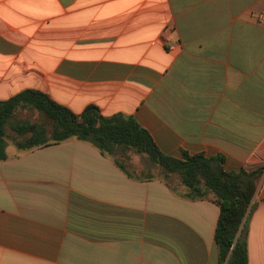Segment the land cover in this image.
I'll list each match as a JSON object with an SVG mask.
<instances>
[{"label": "crops", "instance_id": "obj_1", "mask_svg": "<svg viewBox=\"0 0 264 264\" xmlns=\"http://www.w3.org/2000/svg\"><path fill=\"white\" fill-rule=\"evenodd\" d=\"M28 89L132 116L165 155L263 168L248 249L264 264V0H0V101ZM7 143L0 264H220V207L178 175L129 176L76 138Z\"/></svg>", "mask_w": 264, "mask_h": 264}, {"label": "trees", "instance_id": "obj_2", "mask_svg": "<svg viewBox=\"0 0 264 264\" xmlns=\"http://www.w3.org/2000/svg\"><path fill=\"white\" fill-rule=\"evenodd\" d=\"M37 112L38 122L17 120L22 112ZM9 130L19 150L49 146L71 138L88 142L104 155L115 158L116 164L129 176L130 153L144 155L162 169L161 177H180L191 200L208 198L220 207L215 232L220 264H249L248 220L253 198L263 168L226 172L222 155L182 153V158L165 155L152 134L134 117L121 114L107 117L96 105H89L76 114L55 102L44 92L28 89L9 100L0 101V160L7 159ZM26 137L25 140L20 138ZM137 178V177H136ZM139 179H142L139 178Z\"/></svg>", "mask_w": 264, "mask_h": 264}, {"label": "rangeland", "instance_id": "obj_3", "mask_svg": "<svg viewBox=\"0 0 264 264\" xmlns=\"http://www.w3.org/2000/svg\"><path fill=\"white\" fill-rule=\"evenodd\" d=\"M17 120H25L30 122H38L40 120V114L37 112H22L18 114ZM10 135V142L13 143V138H15L13 132L9 130ZM26 137L20 138V140H25ZM131 156V162L128 165L129 171L134 174L136 177H161L162 175V169L156 165L155 163H152L148 157L144 155H137L135 153H130ZM172 181V180H171Z\"/></svg>", "mask_w": 264, "mask_h": 264}]
</instances>
